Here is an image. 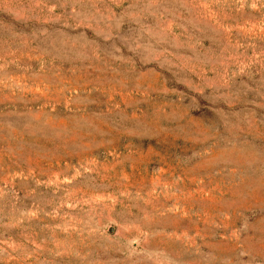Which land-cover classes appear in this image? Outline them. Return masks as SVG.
I'll return each mask as SVG.
<instances>
[{
	"label": "rangeland",
	"instance_id": "rangeland-1",
	"mask_svg": "<svg viewBox=\"0 0 264 264\" xmlns=\"http://www.w3.org/2000/svg\"><path fill=\"white\" fill-rule=\"evenodd\" d=\"M0 264H264V0H0Z\"/></svg>",
	"mask_w": 264,
	"mask_h": 264
}]
</instances>
